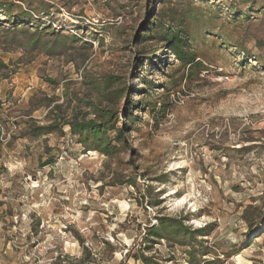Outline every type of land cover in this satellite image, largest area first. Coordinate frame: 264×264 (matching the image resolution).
Segmentation results:
<instances>
[{
    "label": "rangeland",
    "instance_id": "1",
    "mask_svg": "<svg viewBox=\"0 0 264 264\" xmlns=\"http://www.w3.org/2000/svg\"><path fill=\"white\" fill-rule=\"evenodd\" d=\"M2 1L48 27L0 29V264H264V0ZM106 77L113 103L93 88ZM88 104L115 112L121 151L60 124ZM50 123L62 135H30ZM162 218L192 256L151 236Z\"/></svg>",
    "mask_w": 264,
    "mask_h": 264
},
{
    "label": "trees",
    "instance_id": "2",
    "mask_svg": "<svg viewBox=\"0 0 264 264\" xmlns=\"http://www.w3.org/2000/svg\"><path fill=\"white\" fill-rule=\"evenodd\" d=\"M172 1L174 0H166L167 7ZM162 10H164V7L154 14V18L151 21L152 27H160V25H156V22L162 14ZM44 14L48 15V12H44ZM33 15L39 17V12L35 11ZM169 20L172 22L174 21L172 16ZM47 27V25L37 22V19H33L31 17V12L22 10L12 2L0 0V29L5 33L34 29L31 36H36L38 38L40 35L39 31H45ZM169 30L161 28V38L166 42L167 50L170 51L175 59L179 61L180 66L187 68L186 75H188L193 69H197L198 71L201 70L200 68H202L203 65L199 62L197 54L188 47L186 40L176 32L172 33ZM145 37L148 38L149 36L147 35ZM0 65L5 67L3 64ZM114 85L115 79L106 77L102 82L99 81L94 83L93 88L95 89V94L98 98L102 95L106 102L113 103L114 99L122 97L121 94H123V89ZM88 105L89 107H92L90 108L91 112L86 116H79L76 113H72L69 120L60 124L68 125L70 134L77 139V142L86 151H97L104 156H112L121 151V149L124 148V145L120 144L122 135L115 126V121H117L115 112L110 109L111 107L109 105L105 107L94 106L93 104ZM88 115H90V117H88ZM31 129L32 133L30 135L33 138L46 136L51 133L62 135L61 126H57L54 123H50L46 126H37L36 128ZM1 155L2 150L0 147V157ZM173 223L176 222L165 218L160 219L158 225L151 228V236L165 239L167 241H173L180 247L186 248L189 255L192 256L193 245L188 243V238L186 237L187 234H190L188 229L182 224L174 225ZM143 261L145 264H149L147 258H143Z\"/></svg>",
    "mask_w": 264,
    "mask_h": 264
}]
</instances>
